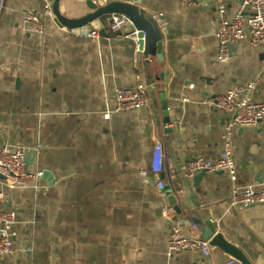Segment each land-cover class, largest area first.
Wrapping results in <instances>:
<instances>
[{
	"label": "crops",
	"instance_id": "obj_1",
	"mask_svg": "<svg viewBox=\"0 0 264 264\" xmlns=\"http://www.w3.org/2000/svg\"><path fill=\"white\" fill-rule=\"evenodd\" d=\"M49 1L0 0V149L26 147L30 168L52 176L36 190H5L0 198V210L18 220L15 251L0 264H224L219 250L168 251L167 203L185 232L210 221L250 260L264 262V204L231 203L234 186L264 189V121L234 130L236 181L227 172L188 180L180 171L182 162L216 160L223 149L228 115L208 97L258 77L254 101L264 100V45L246 38L219 62L213 0H120L167 22L144 31L139 51L108 26L97 39L86 26H58L45 14ZM239 3L228 1L224 17L233 18ZM59 11L70 18L90 12L86 0H60ZM26 13L43 19V32L26 26ZM140 84L149 104L116 112L115 90ZM157 142L165 196L140 174L150 177Z\"/></svg>",
	"mask_w": 264,
	"mask_h": 264
},
{
	"label": "built area",
	"instance_id": "obj_2",
	"mask_svg": "<svg viewBox=\"0 0 264 264\" xmlns=\"http://www.w3.org/2000/svg\"><path fill=\"white\" fill-rule=\"evenodd\" d=\"M104 3L113 0H93ZM218 6L220 19L217 36L219 39L218 61L226 63L230 60V45L238 44L248 38L250 45H264V0H240L239 9L231 19L225 18L224 13L227 2L230 0H213ZM45 14L53 17L52 2H46ZM102 18L95 20L86 27L87 35L93 39L100 38L103 28L106 26L112 32H122L125 38L133 41L136 51H139L141 41L144 39V31L135 29L130 33L123 31L132 22L121 14L107 16L105 24ZM159 29H163L167 22L161 14H154ZM25 24L36 32L44 31L43 19L33 13H26ZM260 79L258 77L243 86L228 89L222 94L208 97L204 102L216 107L222 113L228 115L225 130L222 135L223 149L216 160L198 156L192 160L182 162L180 171L184 178L191 180L204 173L227 172L230 179L236 181V167L232 155L234 130L255 126L264 121V100L254 101ZM116 112L133 111L146 107L149 104V93L145 85L137 88L119 87L115 90ZM38 151V149H36ZM28 150L26 147L12 149L4 146L0 149V198H4L5 190H19L25 188L38 189L43 180L44 172L38 168L31 169L26 161ZM162 144L156 143L150 177L147 170H141L144 181H151L165 196L164 182L162 178ZM231 203L234 206H250L264 204V189L255 190L251 186L240 190L236 186L232 189ZM163 215L170 220L171 230L168 240L170 253L194 250L209 256L212 250L208 241L203 238L202 231L190 223L188 232L184 231V221L169 203L162 207ZM18 220L12 210H0V257L10 256L15 251V237ZM224 264H240L234 259L228 258Z\"/></svg>",
	"mask_w": 264,
	"mask_h": 264
},
{
	"label": "water",
	"instance_id": "obj_3",
	"mask_svg": "<svg viewBox=\"0 0 264 264\" xmlns=\"http://www.w3.org/2000/svg\"><path fill=\"white\" fill-rule=\"evenodd\" d=\"M59 3L60 0H53L52 8L54 14L53 20L58 26L61 27L70 29L82 28L104 16L121 14L127 16L136 27V29H139L141 31H155L159 29L155 20L147 18L145 14L140 12L137 5L127 1L113 0L101 4L98 2H94L93 0H86V5L89 8L90 12L79 18H70L63 15L59 11ZM234 45L235 44L230 45V50L232 47H234ZM162 50L163 44L162 41H160L158 47V57L160 59H162ZM31 159L33 158H30L29 154L27 153L26 161L28 165L30 164L29 161H32ZM203 174L204 173L200 174L199 177ZM43 178L51 179L52 176L50 172L45 171ZM202 235L203 238L208 241L209 247L212 251L219 250L228 258L234 259L240 264H264L261 259H258L257 261L250 260V258L241 248H239L236 244L230 242L228 238H226L224 233L218 230L217 225L213 224L210 221H207L206 228L202 231Z\"/></svg>",
	"mask_w": 264,
	"mask_h": 264
},
{
	"label": "trees",
	"instance_id": "obj_4",
	"mask_svg": "<svg viewBox=\"0 0 264 264\" xmlns=\"http://www.w3.org/2000/svg\"><path fill=\"white\" fill-rule=\"evenodd\" d=\"M102 19L106 20L107 19V16L102 17Z\"/></svg>",
	"mask_w": 264,
	"mask_h": 264
}]
</instances>
